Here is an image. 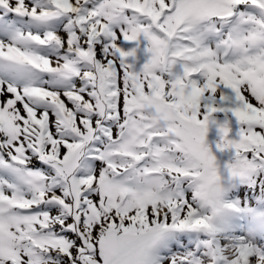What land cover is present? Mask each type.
<instances>
[{
    "label": "snow or ice",
    "instance_id": "6c2138e0",
    "mask_svg": "<svg viewBox=\"0 0 264 264\" xmlns=\"http://www.w3.org/2000/svg\"><path fill=\"white\" fill-rule=\"evenodd\" d=\"M0 264H264V0H0Z\"/></svg>",
    "mask_w": 264,
    "mask_h": 264
}]
</instances>
